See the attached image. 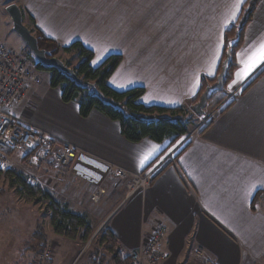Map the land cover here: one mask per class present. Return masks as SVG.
<instances>
[{"label": "crops", "instance_id": "0c3cea01", "mask_svg": "<svg viewBox=\"0 0 264 264\" xmlns=\"http://www.w3.org/2000/svg\"><path fill=\"white\" fill-rule=\"evenodd\" d=\"M10 1L20 5L33 30L56 47L64 50L80 42L91 50L92 65L121 56L109 85L116 90L115 78L127 73L133 82L126 86L124 80L123 90L117 91L143 88L142 104L168 109H193L204 81L218 76L225 33L239 20L247 2L191 0L188 7L187 0ZM261 44L264 0L258 1L243 32L226 83V91L243 90L147 189L130 197L126 196L129 178L117 177L113 166L142 173L165 156L168 142L130 143L119 123L99 111L83 118L79 104L63 102L61 89L51 86L50 74L39 70L42 83L27 90L9 113L80 150L74 165L61 170L86 186L91 197L99 188L119 190L96 231L110 229L124 254L145 246L165 225L168 237L163 250L168 257L161 264H264V64L247 76L238 75ZM142 74L147 80L140 78ZM52 232L45 240L54 251L50 264L72 247L76 252L71 263H76L80 251L76 240L69 245L71 239ZM253 234L263 236L254 237V243L249 240ZM199 250L203 258L197 256ZM28 254L26 264L34 259L32 252ZM19 256L20 252H12L7 259L21 261ZM92 259L88 255L87 264Z\"/></svg>", "mask_w": 264, "mask_h": 264}, {"label": "trees", "instance_id": "16d2710c", "mask_svg": "<svg viewBox=\"0 0 264 264\" xmlns=\"http://www.w3.org/2000/svg\"><path fill=\"white\" fill-rule=\"evenodd\" d=\"M258 1L247 0L244 7L251 3L246 12L249 18L247 17L248 19L245 23H239V25H235L226 32V49L218 76L221 73V67L226 59L230 43L235 41L232 49V59L241 47L243 32L251 21ZM31 31L34 33L33 29ZM236 32L238 33L237 36ZM39 36L44 42L53 44V41L44 35L39 33ZM73 51H77L81 58L78 66L73 68L77 77L83 82L92 84L94 87L80 85L72 77L64 74L57 68H46L38 63L37 69L50 74L51 86L61 89L63 102H77L79 104L80 115L83 118H88L93 111H99L110 120L119 123L122 136L130 143H140L144 139H149L158 144L168 142V146L164 150L165 153L176 141L188 134L187 122L189 123V121H186L188 118L186 117L187 112L185 108L168 109L159 106H146L140 101L145 93V89L135 87L121 92L109 85L110 78L122 61L121 56L112 55L99 67L94 68L92 66L94 53L91 50L85 48L80 42L74 43L71 47L64 48V52L71 53ZM233 68L234 65L231 63L225 84L229 80ZM214 82V80H205L201 93L206 91ZM222 100L223 96H218L215 102L219 103ZM166 114L169 117H165ZM6 176L9 177L12 187H17V190L21 193L26 194L31 199H36V203H40L43 200L48 203V217L52 230L56 235L71 240H79L82 243L88 242L94 233V227L88 215L74 212L68 205L56 201L50 194L43 192L40 187L29 185L24 175L17 174L14 171H7ZM39 195L43 198H37ZM42 232H39L41 235L34 232V236L29 239L31 241L27 240L25 242V246H23V248H26L25 252L37 254L44 247L46 236ZM100 244L105 245L107 252L109 250L112 251L113 264H130V255L124 254L117 247L118 245L110 229L107 228L102 231ZM103 256L100 252H97L96 256H93L92 264H107ZM34 262L37 264V259Z\"/></svg>", "mask_w": 264, "mask_h": 264}, {"label": "rangeland", "instance_id": "374dc122", "mask_svg": "<svg viewBox=\"0 0 264 264\" xmlns=\"http://www.w3.org/2000/svg\"><path fill=\"white\" fill-rule=\"evenodd\" d=\"M187 1V6L191 7V0ZM11 3L12 1L10 0H0V41L15 51H20L27 54L29 56L30 62L37 66V64L39 63L38 60L33 55L31 50L26 47L21 37L13 30L12 19L6 10L8 5H10ZM250 4L243 8L242 13L244 14L241 15L239 20L232 27H234L235 25H239V23H245V21L249 18L246 12L249 9ZM24 23L26 26L33 29L28 19H24ZM237 34L238 33L236 32V36ZM34 35L38 36V38L40 39V47L46 50L48 57L59 58L72 69L78 66V64L81 62V58L77 51H73L71 53L64 52V50H62L61 48L56 47L53 44H48L44 42L35 30ZM106 59L103 58L101 59L100 63H98L97 65L93 64L92 66L94 68H97ZM142 76L147 80V75L142 74L140 78H143ZM217 78L218 76L214 79L215 82L211 85L217 82ZM124 80L126 81V86L131 85V83L133 82L131 79L128 78L127 73L118 75L114 80V86L116 90H123L124 86L122 84L124 83ZM225 89L226 87H224L222 91H218L212 96V98L208 101L206 107L204 108L203 115H198L197 113H195L194 108L192 109L190 107H187L185 109L187 112L186 117L188 118V120L186 121H189V123L187 122L189 132L186 136L182 137L181 139L176 141L171 147H169L165 156L168 153H172L175 151V154H177L191 141L192 138H194L204 130L206 126L201 127L203 121L207 119L208 115L213 114L214 111L225 101V99L231 93L234 92H229ZM240 91H242L241 88L238 89L237 95ZM218 96H223L222 102L220 101L221 103L215 102ZM200 98L198 97V99L195 101V106L200 102ZM165 117H169V115L166 114ZM205 117L206 119H204ZM7 171H14L17 174L24 175L29 185L40 187L43 192L51 194V196L56 198L58 201L68 203L70 208L73 209V211L87 213L89 215V218L92 220V224H94V233L89 239V244L82 243L78 240L75 241L77 245L80 246V251L78 253V256L76 257V259H79L76 263H71V258L76 252V248L72 247L71 250L68 251V254L64 255L63 257L59 255L58 258H55L53 264H85V262L87 264L86 257H88V255H91V257L96 256L97 252H100L102 255H104L103 257H105L107 264H113L112 251L109 250L107 252L105 250V245L100 244L102 233L101 231L103 229L98 232L96 230H99L100 226L103 224L106 216L108 215V212L111 210L109 209L112 203L111 200H113L119 194L117 192L119 190H116L112 193L111 191L113 189L106 190L105 188H103L102 191H104V193L101 197L100 202L94 203L91 200L92 197L90 196L91 194L89 192V189L83 184L74 180L71 176L67 174V172L61 170V168L58 169L55 166H51L49 168H45L39 171L35 168L33 162L30 159L29 154L26 151L21 150H18L14 154H12L10 156V160H8L6 164L0 165V256H3V259H0V264H26L25 257L29 255V252H25L26 248H23V246H25V242L27 240L34 236L33 232H46V239L48 238L47 233L49 232L50 234L52 232L50 226V219L48 217V203H46L44 200L40 203H36V199H31L26 194L21 193L19 190H17V187H12L9 177L6 176ZM29 176L34 177L33 182L28 181ZM106 191L108 192L106 193ZM109 191L112 193L111 195H109ZM37 198L43 197L39 195L37 196ZM119 199L120 197L118 198V200ZM262 236L263 234L249 235V240L252 242L254 241L255 243L257 241L253 240L254 237L260 240ZM62 241L64 242L65 240ZM72 241L73 240L68 241L67 244L70 245ZM75 242L71 245H75ZM17 244H20V247L16 246ZM47 245L52 248L50 244L46 243L37 254L33 253L34 259H40L39 255L43 253ZM14 246H16L15 249ZM12 252H20L19 257H22L21 261H13L11 259H7L8 254H12ZM33 261H31L30 264H32ZM50 261L45 260L43 263L39 261V263L50 264Z\"/></svg>", "mask_w": 264, "mask_h": 264}, {"label": "built area", "instance_id": "2783aa9c", "mask_svg": "<svg viewBox=\"0 0 264 264\" xmlns=\"http://www.w3.org/2000/svg\"><path fill=\"white\" fill-rule=\"evenodd\" d=\"M42 83L37 66L32 64L29 56L23 52L15 51L0 41V165L10 160L11 153L26 151L41 169L54 165L61 169H70L80 150L75 146L64 143L49 133L31 128L17 116L9 113L15 104L21 103L27 90L35 88ZM236 96L231 93L228 98L203 121L201 127L207 126L224 109L228 102ZM175 152H170L156 163L150 165L142 173H130L122 168L113 166V172L121 179L129 178L127 182L128 195L144 190L154 182L168 163H173ZM34 177L29 176L28 181L33 182ZM99 188L92 194L94 203H99L104 193ZM168 229L160 226L150 242L143 250L136 249L130 253V264H161L167 259L163 246L167 241ZM203 251L199 250L197 256L203 258ZM53 258V250L47 246L37 264Z\"/></svg>", "mask_w": 264, "mask_h": 264}, {"label": "water", "instance_id": "95a60500", "mask_svg": "<svg viewBox=\"0 0 264 264\" xmlns=\"http://www.w3.org/2000/svg\"><path fill=\"white\" fill-rule=\"evenodd\" d=\"M6 10L12 19L13 30L21 37L26 47L31 50V52L33 53V55L36 57V59L41 65H43L46 68L59 69L64 74L72 77L80 85L83 86L90 85L94 87L92 84H89L88 82L81 81L77 77L75 70L70 68L59 58L48 57L46 50L40 47V42L38 37L35 36L33 32L24 24L23 12L18 5L11 3L10 5H8ZM234 44L235 41L230 43V48L227 51V58L223 62L222 71L217 78V82L214 85L209 86L207 88V90L202 94L200 98V102L194 107V111L198 115H203L204 108L206 107L208 101L212 98V96L216 92L222 91L224 89L226 77L228 75V70L232 60V49Z\"/></svg>", "mask_w": 264, "mask_h": 264}, {"label": "snow or ice", "instance_id": "6c2138e0", "mask_svg": "<svg viewBox=\"0 0 264 264\" xmlns=\"http://www.w3.org/2000/svg\"><path fill=\"white\" fill-rule=\"evenodd\" d=\"M239 3H243V0H238ZM234 18V17H233ZM264 64V44H261L257 51L251 54L247 60L243 62V70L238 75L247 76L257 66Z\"/></svg>", "mask_w": 264, "mask_h": 264}, {"label": "bare ground", "instance_id": "6f19581e", "mask_svg": "<svg viewBox=\"0 0 264 264\" xmlns=\"http://www.w3.org/2000/svg\"><path fill=\"white\" fill-rule=\"evenodd\" d=\"M13 4H15V3H13ZM16 5H17V4H16ZM21 10H22V9H21ZM23 17H24V15H23ZM24 24H25V23H24ZM27 27H28V26H27ZM28 28H29V27H28ZM29 29H30V28H29ZM30 30H31V29H30ZM33 34H34V33H33ZM231 61H232V60H231ZM230 64H231V63H230ZM219 75H220V74H219ZM213 85H214V84H213ZM210 86H212V85H210ZM206 90H207V89H206ZM242 90H243V89H242ZM235 92H236V96H235L230 102H228L227 105H226L224 108H226L231 102H233V101L235 100V98L237 97V92H238V90L234 91L233 93H235ZM227 98H228V97H227ZM227 98H226V99H227ZM226 99H225V100H226ZM221 112H222V111H221ZM221 112H220V113H221ZM214 119H215V118H214ZM209 125H210V123H209L206 127H208ZM206 127H205V128H206ZM205 128H204V129H205ZM192 139H193V138H192ZM192 139H191V140H192ZM58 140H59V139H58ZM188 144H189V143H188ZM188 144H187V145H188ZM187 145H186V146H187ZM186 146H185V147H186ZM185 147H184V148H185ZM184 148H183V149H184ZM183 149H182V150H183ZM182 150H180L179 152H181ZM179 152H178V153H179ZM178 153L175 155V157L178 155ZM30 159H31V161L33 162V164H34V166H35V168H36L37 170H39V171L42 170V169L39 167L38 163H37L33 158L30 157ZM136 174H137V173H136ZM156 178H157V177H156ZM151 184H152V183H151ZM151 184H150V185H151ZM147 188H148V187H147ZM147 188H146V189H147ZM144 190H145V189H144ZM140 191H141V190H140ZM138 192H139V191H138ZM135 193H137V192H135ZM135 193H133V194H131V195H128V187H127L126 196L130 197V196L134 195ZM164 226H165V225H164ZM157 231H158V230H156L155 232H157ZM152 236H153V235H152ZM151 238H152V237H151ZM150 240H151V239H150ZM150 240L148 241V243L150 242ZM148 243H147V244H148ZM147 244H146V245H147ZM146 245H145V246H146ZM47 246H49V245H47ZM47 246H46V247H47ZM145 246L139 248V250H143V249L145 248ZM49 247H50V246H49ZM45 249H46V248H45ZM45 249H44V250H45ZM135 250H136V249H135ZM135 250H134V251H135ZM40 255H41V254H40ZM40 255H39V256H40Z\"/></svg>", "mask_w": 264, "mask_h": 264}]
</instances>
